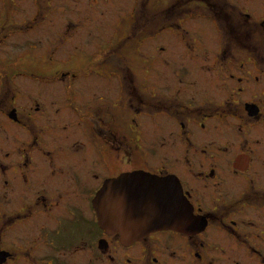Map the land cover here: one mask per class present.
Returning <instances> with one entry per match:
<instances>
[{"label":"flooded vegetation","instance_id":"flooded-vegetation-1","mask_svg":"<svg viewBox=\"0 0 264 264\" xmlns=\"http://www.w3.org/2000/svg\"><path fill=\"white\" fill-rule=\"evenodd\" d=\"M18 2L1 0L0 44L35 31L48 10L34 0L28 28L6 27L5 10ZM91 3L71 10L57 33L73 30L87 51L114 45L111 54L90 55L114 61L117 75L133 83L135 70L121 68L122 50L164 33L163 68L146 69V85H45L36 91L42 100L7 103L0 176L8 214L0 231L10 245L30 223L38 242L22 260L7 243L1 264L15 257L20 264H264V0ZM133 172L178 181L198 222L194 232L162 229L127 242L120 232L107 234L94 198L107 181Z\"/></svg>","mask_w":264,"mask_h":264},{"label":"rangeland","instance_id":"rangeland-1","mask_svg":"<svg viewBox=\"0 0 264 264\" xmlns=\"http://www.w3.org/2000/svg\"><path fill=\"white\" fill-rule=\"evenodd\" d=\"M165 1L163 0L164 3ZM108 3L110 2L105 1L104 4V2L100 1L99 4L101 7L103 5L107 7ZM42 4L48 10H45L44 18H38L35 31L27 33L24 30V32L14 34L9 39H6L4 44H0V100L5 96L3 104H0V172H2V166H5V139L7 137L5 132V108L7 103L11 101L17 102L22 99L33 100L37 94L39 95L36 91L45 85L57 86L58 90L62 91V86L70 84L76 86V90H82V86L85 85H126L133 83L130 77L125 76L124 73L121 72L117 75L115 70L118 66L114 61L102 60L101 62L99 61L101 56L97 57L96 55L92 58V55H90L95 52L99 54L104 49L108 53L113 52L116 49L114 45H94L86 47L89 49L87 51L82 44L77 45L74 43L72 38L75 32L73 30H68L70 33L65 37V34L57 33L56 26L59 28V24H66V16L69 15L71 10L75 11L76 6H78L80 11L84 12L86 5H92L91 0H42ZM18 5L17 10H12L11 8L5 10L6 27H9V24H13L23 25L28 28V21L35 20V2L34 0H22V2H18ZM92 8L98 9L96 6H92ZM1 9L0 0V22L2 20ZM76 14L79 15L80 12ZM81 18L82 16H79L78 19L81 20ZM12 29L11 27L8 30ZM65 30L63 29V31ZM80 36V41L84 40L82 43H86L82 35ZM199 37H201L202 42L208 44L207 38H209V35L204 30ZM60 38H71L72 41L70 40L69 43L68 40L62 41ZM164 38V33H161L155 41L141 43L137 47L129 45L128 50H122L121 68L127 67L135 70V84L146 85L149 83L146 69L160 70L163 68L161 53L162 49L166 48L163 43ZM32 43H36L37 47ZM121 47L124 48L126 46L121 45ZM169 51L175 52L174 43ZM118 52L115 51L116 54H114H120ZM197 52H201V49L197 48ZM78 54L80 56H76ZM108 56L106 54L103 59H107ZM120 62H118V65ZM158 84L161 85V81ZM8 85L10 86L9 88L7 87ZM77 95L81 94L78 93ZM40 97L39 100H42V96ZM66 99L63 92L58 93V100L65 101ZM10 140L11 150L13 149L16 152L18 137L13 136L12 131ZM1 183L0 176V221L3 220L5 223V214L8 213L6 212L5 191L2 190ZM30 225V223H27L23 226L22 231L27 235L23 236L21 240L17 236H13V240L10 241L11 246L8 241V245L5 242V228H3L0 231V244L2 245L0 248L3 249L7 245L6 247L10 248V250L13 249L19 254L21 260L28 255L35 254L38 238L33 235ZM18 259L20 258L15 257L10 264H20Z\"/></svg>","mask_w":264,"mask_h":264},{"label":"water","instance_id":"water-1","mask_svg":"<svg viewBox=\"0 0 264 264\" xmlns=\"http://www.w3.org/2000/svg\"><path fill=\"white\" fill-rule=\"evenodd\" d=\"M93 205L99 226L107 234L120 232L123 242L162 229L193 233L198 223L178 181L143 172L107 181Z\"/></svg>","mask_w":264,"mask_h":264}]
</instances>
